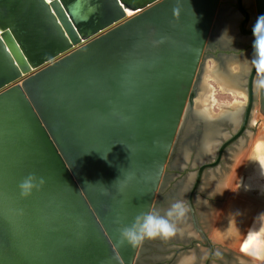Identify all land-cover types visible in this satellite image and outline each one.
Here are the masks:
<instances>
[{"label":"water","instance_id":"obj_1","mask_svg":"<svg viewBox=\"0 0 264 264\" xmlns=\"http://www.w3.org/2000/svg\"><path fill=\"white\" fill-rule=\"evenodd\" d=\"M221 2L0 0V264L156 261L146 249L163 247L150 239L194 235L180 216L209 247L205 259L193 248L191 264H215L219 251L218 264H250L214 249L200 226L210 205L196 197L213 184L208 169L246 137L252 113L264 116V21L255 27L264 0H247L250 18L236 0L251 50L217 64L246 102L213 118L195 108L206 50L244 44L236 17L222 25ZM187 160L195 174L162 192L172 179L166 168ZM30 174L42 183L22 196L18 185ZM184 200L183 214L168 217ZM142 213L165 217L173 233L135 246L122 240Z\"/></svg>","mask_w":264,"mask_h":264},{"label":"bare ground","instance_id":"obj_2","mask_svg":"<svg viewBox=\"0 0 264 264\" xmlns=\"http://www.w3.org/2000/svg\"><path fill=\"white\" fill-rule=\"evenodd\" d=\"M214 71L220 72L217 67ZM205 80L203 81L205 82ZM227 80L232 85L234 84L229 77H227ZM205 83L197 87L196 97L206 96L205 101L211 105L214 102V90ZM206 85L208 92L204 95ZM218 87L221 91L236 97L242 99L246 97L243 91L237 88L225 86L223 83H218ZM197 102L195 103L197 104L195 108H197L199 114L203 118H205L204 116H210L206 112V108ZM236 103H240V101L237 99L234 101V109L239 108ZM257 116H260L257 112L252 113L251 126L262 122V120L257 121L260 119ZM261 124L263 131L257 132L252 146H247L248 148L244 149V141H240L232 148L230 155L228 154L230 149L227 151L220 167H217L219 163L216 166L217 168L211 169L206 174V179L213 183L209 186L208 193H215L216 196H219L221 192L216 184H219L221 179H223L222 184H220L222 197L225 198V202L219 209L217 207L213 209L211 206L208 207V212L212 211V214H210V229L212 230L210 231V237L214 240H219L224 245L225 250L232 252L234 256L243 257L250 264H264V121ZM242 174H245V177ZM235 186L237 191H233ZM203 188L205 187L203 186ZM247 189L256 193L255 197L253 193H248ZM249 194H251V197ZM180 218V227L187 228L191 232L189 224L182 220V216ZM194 260L195 256L191 250L190 253L183 255L177 261V264H191Z\"/></svg>","mask_w":264,"mask_h":264},{"label":"rangeland","instance_id":"obj_3","mask_svg":"<svg viewBox=\"0 0 264 264\" xmlns=\"http://www.w3.org/2000/svg\"><path fill=\"white\" fill-rule=\"evenodd\" d=\"M226 2V0H222V3L224 4ZM244 6L245 8L248 10V12L250 13V17H251V11L254 13V9H253V4L249 5L248 3L245 2V0H243ZM237 15V14H236ZM239 17V14H238ZM248 26L249 27H253L251 26V21L248 22ZM234 31L238 33V29L237 26L234 28ZM247 36H242L241 40L244 41V44L242 46V48H238L237 50V57H240V59L242 60L243 58H246V54L250 53V42L246 41ZM235 40V39H234ZM233 42V40H232ZM215 51L207 49L205 56H204V70H202V80H205L207 78V80H205V84L211 86L214 90V102L210 105L209 103H207V101H205V97H200L197 96V98H195V103L197 102L199 105H203L206 108V112H209L210 117H216L218 116V114H220L222 111L224 110H230L234 107V100H238L240 101V103H236L240 105V104H244V102H246V97L245 99H242L240 97H236L235 95L232 94H228L226 92H223L220 90V88L218 87V83L219 84H224L225 86H230V87H234L237 88L234 84L232 85L228 80H227V76L224 77L222 76L223 74L221 72H215L214 70L217 67L218 64V59L220 58L219 54L214 53ZM231 52L230 50L227 52L229 53ZM212 53V54H211ZM225 55V54H222ZM232 67H234L236 64L235 61H232ZM236 67V66H235ZM221 73V74H220ZM210 77V78H208ZM207 85H206V89L204 92V95L207 94ZM241 91H243L241 88H237ZM244 93V91H243ZM245 94V93H244ZM243 100V101H242ZM206 104V105H205ZM197 106V104H195ZM198 105V106H199ZM201 108V107H199ZM257 121H264V116H257V118H259ZM262 122L258 123V124H254L252 125V127L248 130V135H246V137H244V139L242 141H244L243 143V148L247 149L249 146H252L253 141L256 138V134L258 131H263V126H262ZM245 146V147H244ZM248 146V147H247ZM247 147V148H246ZM232 148H234V146H232ZM232 148H230L228 154L230 155V151L233 150ZM227 154V156H228ZM190 158H192V155H190ZM223 163V162H222ZM222 163H220L217 167H220V165H222ZM196 165L192 164L191 161L187 160L186 164L184 165V167L182 169H174L171 167L166 168V174L167 175H171L172 179L170 180V182H168L166 185L164 183V187L162 186V192H164L167 187L171 188L172 185L177 182L180 181L182 179L186 180L189 179V174H191L192 176L195 174L196 171ZM216 167V168H217ZM215 168V167H214ZM214 168H210L208 170L214 169ZM243 177H245V174H242ZM223 179H221L222 182ZM220 182V183H221ZM216 184L218 185V188L220 190V195L216 196L215 193H208V191H205V188H203L202 184L200 185L202 187V190L200 192L196 193V197H198L199 199H202L203 201H205L206 203H208L212 209L214 207H217V209H219L221 207V205L225 202V198L222 197V188H221V184ZM215 185V186H216ZM236 186L234 187L233 191H237ZM241 189V188H240ZM203 191V192H202ZM248 193H253V191L247 189ZM238 194H240L238 192ZM256 193H253V196L255 197ZM249 196L251 197V194H249ZM183 208H186V203L185 200L184 201H180L179 202ZM211 209V210H212ZM210 214H212V211L209 212L208 216L209 219L207 222H203L202 219H200V226L201 228L206 232L207 237L209 238L210 242L212 243L214 249L216 250H220V249H224V245L220 243L219 240H214L210 237V234L212 231L210 229V220H211V216ZM181 220L180 217H178V222ZM191 230L194 232V235L190 238L187 239H183L181 241H173V240H166V239H159V238H153L150 239V241L153 243H156L157 245H160L161 247H163L162 249H158V248H154L153 246H149L148 249H146V255H156L157 257L161 258L158 259L156 261H147L144 262L143 264H173L174 261H176L177 256H179L180 254H188L191 252V250L195 247L199 248L200 250H203L204 253V258H206L208 252H209V247L205 246V241L204 239L198 234V232L195 231V229L193 228V226L191 225ZM191 241H193V244L190 245ZM201 241V242H199ZM217 241V242H216ZM226 251V250H225ZM234 252V251H233ZM235 253V252H234ZM237 256V255H235ZM224 255L219 252H217L211 259L212 263L218 264L221 263V261H224ZM203 264V263H202ZM211 264V262H210Z\"/></svg>","mask_w":264,"mask_h":264},{"label":"clouds","instance_id":"obj_4","mask_svg":"<svg viewBox=\"0 0 264 264\" xmlns=\"http://www.w3.org/2000/svg\"><path fill=\"white\" fill-rule=\"evenodd\" d=\"M264 21V16L260 17L256 28L260 27V23ZM42 183V179L37 181L34 175L27 176L19 185L20 194L27 196L35 188H38ZM175 214H183V206L180 203H175L167 212V216L171 217ZM174 231V226L169 223L165 217L158 216L151 213H142L136 217V221L131 227H125L121 230L120 236L122 240L135 246L142 242L144 238H153L158 235L168 236Z\"/></svg>","mask_w":264,"mask_h":264},{"label":"flooded vegetation","instance_id":"obj_5","mask_svg":"<svg viewBox=\"0 0 264 264\" xmlns=\"http://www.w3.org/2000/svg\"><path fill=\"white\" fill-rule=\"evenodd\" d=\"M242 2H243V0H242ZM245 2H247V0H245ZM244 8H245V6H244ZM246 9V8H245ZM247 10V9H246ZM248 11V10H247ZM237 14V15H236ZM238 14H239V17H238ZM220 19H221V21H225L226 23H224V24H222L223 26L224 25H229L231 22H232V17L234 16V17H236V22H235V26L232 24V26L233 27H236L237 26V29H238V35H236L237 37H239V35H240V37H242V36H245V34H243L242 32H241V30H240V22H241V20L244 18V14L238 9V7L236 6V0H226V2L223 4L222 2H221V7H220ZM249 18H250V15H249ZM249 18H248V21H247V23H246V27H248L249 28V26H248V22H249ZM234 21H235V19H234ZM218 25V24H217ZM216 28V27H215ZM215 28H214V32H216L217 33V31L215 30ZM217 29V28H216ZM220 29V28H219ZM222 31V30H221ZM220 31V32H221ZM219 32V33H220ZM228 35H227V37L226 38H229V40H230V42H232L231 40H233L234 38H233V35L231 36V32H229L228 31V33H227ZM235 35V34H234ZM237 41L239 42L240 40H239V38L237 39ZM253 41V37L251 38V42ZM241 42V41H240ZM239 48H242V47H239ZM249 48H250V50H251V43H250V45H249ZM238 49V48H237ZM230 49H227V50H225V51H223V49L221 48V49H218V48H216V49H214V53H217V54H219V56L220 57H222V54H225V55H227V54H234V55H236L237 53V50H235V51H231V52H229V53H227L228 51H229ZM233 52V53H232ZM237 56V55H236ZM221 72V71H220ZM223 75V77H224V79H225V77H226V75L223 73V72H221ZM220 73V74H221ZM204 82V81H203ZM235 85V84H234ZM197 91H199V90H197ZM198 93V92H197ZM197 98V97H196ZM196 100V99H195ZM235 101V100H234ZM209 113V112H208Z\"/></svg>","mask_w":264,"mask_h":264}]
</instances>
